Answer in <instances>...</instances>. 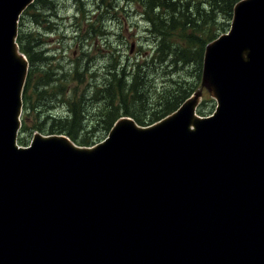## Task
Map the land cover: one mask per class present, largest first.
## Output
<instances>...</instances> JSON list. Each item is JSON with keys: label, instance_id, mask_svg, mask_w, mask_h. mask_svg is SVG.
<instances>
[{"label": "water", "instance_id": "95a60500", "mask_svg": "<svg viewBox=\"0 0 264 264\" xmlns=\"http://www.w3.org/2000/svg\"><path fill=\"white\" fill-rule=\"evenodd\" d=\"M33 2L0 0V264H264V0L240 2L207 47L214 117L196 94L95 148L42 134L20 148Z\"/></svg>", "mask_w": 264, "mask_h": 264}, {"label": "trees", "instance_id": "16d2710c", "mask_svg": "<svg viewBox=\"0 0 264 264\" xmlns=\"http://www.w3.org/2000/svg\"><path fill=\"white\" fill-rule=\"evenodd\" d=\"M76 1L79 3V0ZM126 1L133 2L143 9L142 15L149 23L148 31L155 37L156 55L150 61L152 65L154 64L155 69L157 63L160 66H165L166 69L174 67L177 70L181 66H188L193 62H197L198 75L194 79L196 84L188 86L182 96L178 98L177 96H171L169 89L170 87L183 85L184 81H173L172 78L169 81L172 84L168 88L164 86L163 90H161V95H166L161 100L162 103H166L163 112L148 121L140 119L135 116V113L131 112V107L127 104V101L140 97L138 96L139 90L136 86V80H144L147 74H150L149 63L144 62L145 60H138V62L133 64L124 63L121 57L118 56V61L111 67L107 75L109 78L106 83L100 84L97 88L93 85L95 93L89 91L96 95V98L103 96L100 98L101 101L109 102L104 108H109L114 117L107 120L101 137L88 140L86 132L83 129L79 130L80 124L82 123L83 125L87 116L85 115L84 105L88 104L87 100L85 103V97L88 94L80 89V84L83 83L80 80L81 78L84 79L83 77L87 78L90 72L87 65H83L88 56L82 50V55L77 57L76 60L75 58L73 59L70 63L73 66L68 71H65L61 63L55 66V64L47 62L44 68L36 66L39 61H47V59H41L40 57H43V53L35 51L36 46L32 45L35 37L34 35L27 36L25 34V24L30 19L37 25H44L45 28H48L51 26L52 18L59 19V11L55 7L53 0H36L21 18V30L18 37L20 49L27 56L30 63L24 91L23 137L19 140L20 144H27L26 134L37 130L46 135L64 134L79 145L92 146L102 141L114 123L123 115L133 116L140 125L148 126L172 114L201 85L205 48L209 43L229 30L235 5L242 0H206L203 3L198 0ZM80 5L83 6L82 1L79 3L78 15L81 13ZM206 7L209 10H206ZM46 12H49V14H45ZM220 15L225 19L224 24L220 28L211 30L210 24L213 20L218 19ZM79 18L82 17L80 16ZM79 18L76 19L75 31L80 34L84 33L80 44L89 39V37L106 35L103 26H101L103 31L99 33L96 25L87 23L86 20H84V24L79 23ZM51 29L52 27L49 28V30ZM91 77H94L93 74ZM130 77H132V80H130ZM80 91L82 93L81 96H79ZM50 92L52 95L59 96L67 104L69 116L66 119H56L44 114L42 115V117H45L43 123L37 122V125L31 126L32 122L29 123L31 113L33 111L39 113L38 110L42 109L45 97L48 96L52 100ZM99 93L103 95H98ZM34 95H36L35 100ZM116 99H119V101ZM35 101L37 102L35 103ZM115 101L122 105H117ZM112 109L115 110L113 111ZM199 113L204 116L207 111L203 109ZM46 125H50L48 127L49 130L46 129Z\"/></svg>", "mask_w": 264, "mask_h": 264}, {"label": "rangeland", "instance_id": "374dc122", "mask_svg": "<svg viewBox=\"0 0 264 264\" xmlns=\"http://www.w3.org/2000/svg\"><path fill=\"white\" fill-rule=\"evenodd\" d=\"M81 1L83 6L80 5L81 13L78 15ZM81 1L79 0L78 3L76 0H53L59 11V19L52 18L51 26L48 28H45L44 25H37L28 19L24 30L27 36L34 35L35 39H33L32 45L36 46V52L43 53V57L40 58L47 59V61H39L36 64L38 68H44L47 62L49 64L53 63L55 66L61 63L65 71H68L73 66L70 64L73 59L76 60L77 57L82 55V50L88 56L83 65H87L90 72L87 78L83 77L84 79L81 78L80 80L83 82L80 84V89L88 94L85 97V103L87 100L88 104H83L87 116L83 125L81 123L79 126V130L83 129L86 132L88 140L101 137L107 120L114 117L109 108H104L109 102L101 101L100 98L103 96L96 98V95L89 91L95 93V88L106 83L109 78L107 75L111 67L118 61V56L121 57L124 63L133 64L138 60H145L144 62L149 63L150 74H147L144 80H136V86L139 90L138 96L140 97L127 101V104L131 107V112L135 113V116L140 119L148 121L163 112L166 103H162L161 100L166 95H161V90L164 86L168 88L172 84L169 82L172 78L173 81H184V87L181 85L169 89L171 96H177L178 98L182 96L188 86L196 84L194 79L198 75L197 62H193L188 66H181L177 70L174 67L166 69L165 66H160L157 62L156 69L153 66L154 64L152 65L150 61L156 55L155 37L148 31L149 23L144 19L143 9L140 6L126 0ZM198 1L203 3L206 0ZM206 10H209V8L206 7ZM45 14H49V12ZM80 16L82 18H79ZM77 18H79V23L84 24V20H86L87 23L96 25L99 33L103 31L101 27L103 26L106 35L89 37L80 44L84 33L80 34L75 31ZM224 22L225 19L220 15L218 19L212 21L210 29L220 28ZM50 27H52L51 30H49ZM92 74L93 78L91 77ZM130 80H132V77H130ZM196 93L197 95H203L201 109L203 108L207 112L215 110L216 102L204 80ZM50 95L52 100L48 96L45 97L42 109L38 110L39 113L34 111L31 113L32 121L28 120L29 123L32 122L31 126L37 125V122L43 123L45 117H42V115L44 114L56 119H66L69 116L67 104L59 96L52 95L51 92ZM81 95L80 91L79 96ZM98 95L103 94L99 93ZM116 100L119 101V99ZM118 101H115L116 104L122 105ZM46 127L49 130L50 125H46ZM33 132L26 134L28 140H32L35 134L40 133L39 131Z\"/></svg>", "mask_w": 264, "mask_h": 264}]
</instances>
